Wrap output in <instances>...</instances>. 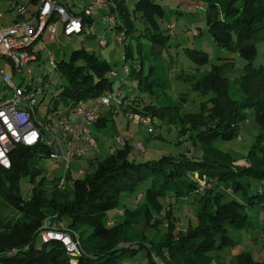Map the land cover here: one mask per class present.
<instances>
[{
    "label": "trees",
    "instance_id": "obj_1",
    "mask_svg": "<svg viewBox=\"0 0 264 264\" xmlns=\"http://www.w3.org/2000/svg\"><path fill=\"white\" fill-rule=\"evenodd\" d=\"M111 1L112 10L106 12L119 16L114 28L123 32V58L125 62L130 61L129 74L139 89L152 93L159 75L154 74L152 62L148 63L147 73L143 67L144 59L151 58L150 55H156L169 44L170 35L164 33L158 21L162 9L153 0ZM128 1H132L131 7ZM207 1L210 34L218 44L236 49L246 61L243 72L233 81L225 75L226 70L213 65L192 84L207 88L213 94L210 101L201 102L199 111L179 117V135L191 131L202 153L199 156L162 154L136 160L129 157L133 145L126 138L122 145L97 160L95 167L82 177L70 179L66 174L65 180L70 179L71 186H58L59 177L48 188L43 185L45 175L39 165L41 159L49 156L48 144L43 139L31 145L16 144L10 151V167L0 164V204L11 205L17 211L6 220L0 217V264H120L121 254H135L138 249L145 251L149 264H213L214 260L217 264H225L218 255L212 257L206 252L233 243L226 233L227 226H248L251 220L244 212V203L228 198L219 188L222 185L227 189L232 186L234 190H246L250 176L264 178V65L252 62L256 40L264 39V0ZM90 18L84 17L88 21ZM135 19L143 25L136 24ZM131 39L135 40L137 64L133 63ZM186 51L199 62L207 57L200 49L186 48ZM76 57L81 61H56V69L66 79L48 107L55 113H59L57 102L73 107L82 99L112 89V79L105 74L110 69L107 63L84 49H80ZM230 82H233L231 87ZM130 100L132 105L124 109L137 112L139 104ZM159 106L149 103L141 112H148L151 117L161 115ZM248 114L260 124L247 151L250 163L232 166L236 157L229 150L214 145L213 141L236 137L240 123ZM45 119L52 118L45 116ZM104 123L101 115L95 121L96 126ZM93 162L91 160L90 164ZM24 175L31 181L40 175L27 198L20 188ZM197 175H205L210 185L200 188ZM144 179H149L150 183L141 194V202L123 206L121 218L108 225L106 212L117 206L119 194L131 192ZM67 187L70 190L64 191ZM190 195L194 198L191 203L195 205L197 221L181 229L172 213L171 200L165 206L160 198H189ZM154 209L162 214V219L153 218ZM50 214L54 215L50 219L52 222L64 220L66 227L76 233L81 253L68 254L58 239L41 243L37 230ZM25 244L27 248L13 255L1 253ZM230 264H264V254L258 259L251 251L241 250L233 255Z\"/></svg>",
    "mask_w": 264,
    "mask_h": 264
},
{
    "label": "rangeland",
    "instance_id": "obj_2",
    "mask_svg": "<svg viewBox=\"0 0 264 264\" xmlns=\"http://www.w3.org/2000/svg\"><path fill=\"white\" fill-rule=\"evenodd\" d=\"M153 1L162 9V13L158 14L161 29L164 33L170 35L169 44L161 52L156 55H150L151 58L144 59V73L148 71V63L152 62L154 74L159 75L154 81V92L151 93L139 89L136 85V80L130 74L128 76L125 75L123 70V63L125 62L123 58L124 45L122 41L117 40V36L120 35L121 31L115 30L114 23L103 19L105 10L102 8L98 9L90 18L91 28L88 23L80 33L65 34L63 32V22L57 19V28L53 31L54 40L49 41L50 31L46 27L33 44L38 58L29 63L31 72H27L22 67L20 72L13 75V80L20 82L23 86L29 84L31 87H42L43 90L35 95L37 100L35 108L37 121L38 119L46 121L45 116L47 118L55 116V112L48 107H51L53 103L52 97L57 94L60 85L66 79L63 73L49 64L47 58L49 53L54 57L55 61L60 59L81 61L79 57H76L80 49L93 52L99 57L98 59L107 63L110 69L117 71L116 75L110 76L112 79L111 91L116 92L118 90L121 97L126 95L120 106H115L111 103L101 107V114L104 115L105 123L100 126L94 124L90 126L91 133L96 139V146L87 145V150L84 154L80 157L71 158L67 165L65 162L49 156L40 160L39 165L45 175L43 181L45 187H52L54 181L60 176H66L67 174L70 179L71 177H82L86 172L92 170L97 160H101L109 154V146H119L116 136L128 139L133 145L129 151V157L136 160L155 158L162 154L199 156L202 153L201 149L197 148V138L195 135L194 137L191 136V131L188 130L179 135V117L188 112L199 111L201 102L210 101L209 99L213 94L207 88L200 87L202 88L200 89L193 87L192 84H196L198 79L206 74L213 65L226 70L224 71L225 75L228 76L230 81H233L234 78L243 72V65L246 59L236 49L218 44L210 34L207 27L209 18L207 13L210 10L207 0ZM17 2L25 4L28 10L32 8L35 10L36 8L35 0H0V11L3 14V17H1L2 22H10L14 14L12 13L11 4ZM131 2H127L130 7L132 6ZM110 5L111 2L106 5L108 11L112 10ZM116 15V20L119 22V16L118 14ZM135 23L143 25L139 19H135ZM170 23L173 24L172 27H170ZM100 38L104 39L106 43L100 44ZM131 43L134 49L133 63L137 64L136 62L139 58L134 46L135 40L131 39ZM255 43L256 54L252 62L264 65V39H258ZM186 48L203 50L206 52L207 57L200 62L196 61L186 51ZM230 63L232 67L226 68ZM128 64H130V61H128ZM41 74H45V80L41 78ZM232 85L233 82H230V87ZM130 99L139 104L137 112L140 115L151 118L150 123H142L127 115L132 112L130 108L124 109L126 105H132V100ZM149 103L159 104L161 115L158 114L151 117L148 112H141L142 107ZM167 105H171V107ZM65 108L64 103L57 102L56 111L65 112ZM54 118L53 121L55 120ZM53 121L48 119L44 125L45 130L52 134L57 133L56 127L52 124ZM37 124L39 128H43L42 123ZM149 127H152V130L149 131ZM259 129V122L254 119L253 115L248 114L240 123L236 137L227 140L217 138L213 143L222 149L229 150L236 157V159L232 160V166L249 164L250 158L247 155V151ZM43 140L46 143V139L43 138ZM138 143L142 145L141 149L137 147ZM94 156H96L95 160L90 164L88 158ZM196 173V170H194V174ZM39 178L40 175H37L35 180L31 181L28 175L21 177L20 188L25 198L30 196L32 188L38 184ZM70 179L65 180L64 186H71ZM210 182L207 183V187ZM149 183V179H144L131 192H121L118 196L117 206L106 212V223L110 225L114 221L119 220L123 206L139 204L143 199L141 194ZM221 187L219 189L228 198H236L244 203L243 209L248 214L251 225L227 226L226 233L232 237L233 243L223 245L220 248H211L206 254L212 257L218 255L219 259L225 264H230L233 255L241 250H249L256 258H262L264 254V178L250 176L246 184V190L242 188L234 190L232 186L229 189L224 188L222 185ZM67 190H70V188H64V191ZM140 196L141 198H139ZM193 199V196L190 195L189 198L177 199H165L162 197L160 201L167 206L168 201L171 200V204L173 203L171 208L175 220L178 226L184 229L187 224H195L197 221L194 211L195 205L191 203ZM16 213V209L11 205L0 204V217L3 220ZM52 216L50 214L44 220L48 217L51 219ZM153 218L162 219V214L154 209ZM62 221L63 226L66 227V222ZM162 226L164 227V225ZM119 263L149 264V259L143 249H138L135 254H128V252L121 254ZM213 264H217V262L214 260Z\"/></svg>",
    "mask_w": 264,
    "mask_h": 264
},
{
    "label": "built area",
    "instance_id": "obj_3",
    "mask_svg": "<svg viewBox=\"0 0 264 264\" xmlns=\"http://www.w3.org/2000/svg\"><path fill=\"white\" fill-rule=\"evenodd\" d=\"M111 0H38L35 10L25 19L12 20L10 23L1 21L3 17L0 11V164L10 167V151L16 144L22 143L31 145L38 140L45 138L50 151L49 157L63 161L66 165L73 157H80L84 154L86 146H96V139L91 133L89 125L97 121L100 116L101 107L113 103L120 106L123 102L120 92H112V89H105L101 93L89 99L78 101L73 107H66L65 112L55 113V120L51 119L57 133L45 130V120L37 121L42 123L43 128H39L36 123L35 108L37 105L36 93L41 92L42 87H31L29 84L21 85L13 80V75L20 72L22 67L27 72H31L29 63L38 58L33 50V44L41 35L42 31L48 27L49 41L54 40L53 31L56 29V20L63 22V32L65 34L80 33L90 22L84 19L92 17L97 10ZM12 9L17 14L23 16L27 11V6L20 3H12ZM74 6L77 10H73ZM103 19L115 23L116 16L112 12L103 13ZM173 24L170 23V27ZM123 32L117 36V40L122 41ZM100 44L106 41L102 38ZM49 64L56 69L54 57L48 54ZM125 75L129 74L128 62L123 63ZM107 76L116 75L117 71L109 69ZM43 80L45 74H41ZM129 117H134L142 123L148 124L151 118L140 115L138 112H129ZM152 127H149V131ZM119 145L124 143L126 138L116 136ZM137 147L142 148L140 143ZM115 146H111L113 151ZM200 188L207 186L205 175L197 177ZM65 175L58 181V186H64ZM120 211V210H118ZM54 216V215H53ZM52 216V217H53ZM37 235L42 242L51 239H58L64 246L65 251L76 256L82 252L76 233L63 226V221L52 222L50 217L43 221L38 228ZM28 245L21 247H11L2 254H15L19 249H25Z\"/></svg>",
    "mask_w": 264,
    "mask_h": 264
},
{
    "label": "crops",
    "instance_id": "obj_4",
    "mask_svg": "<svg viewBox=\"0 0 264 264\" xmlns=\"http://www.w3.org/2000/svg\"><path fill=\"white\" fill-rule=\"evenodd\" d=\"M38 3V2H37ZM37 3H36V5H37ZM73 7V10H77L74 6H72ZM102 9H104L105 11H104V13L106 12V11H108V8L106 7V6H103V7H101ZM100 9V8H99ZM34 9L32 8V9H29L27 12H28V14L26 15V13L23 15V16H21V15H19V14H17V12H16V10H13L12 11V13H14L13 15H12V19L10 20V22L12 21V20H18V19H25V18H28L29 16H30V13L33 11ZM9 22V23H10ZM87 22H89L88 20H87ZM56 28H57V25H56ZM33 50L35 51V49H34V47H33ZM36 52V51H35ZM37 54V53H36ZM38 56V55H37ZM100 115L101 116H104L103 114H101V111H100ZM53 117L54 116H51V118H52V120H53ZM38 121H41V119H38ZM92 124H94V125H96L95 124V122H93V123H91L90 125H89V127L92 125ZM91 129V128H90ZM110 148H111V146H109V151H110ZM86 150H87V148H86ZM85 150V151H86ZM96 156H94V157H89L88 158V160H89V162L91 161V160H95L94 158H95Z\"/></svg>",
    "mask_w": 264,
    "mask_h": 264
}]
</instances>
